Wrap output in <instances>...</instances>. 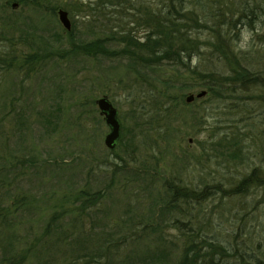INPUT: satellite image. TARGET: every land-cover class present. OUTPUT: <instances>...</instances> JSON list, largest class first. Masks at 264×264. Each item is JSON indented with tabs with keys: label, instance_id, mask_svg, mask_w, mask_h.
I'll return each mask as SVG.
<instances>
[{
	"label": "rangeland",
	"instance_id": "1",
	"mask_svg": "<svg viewBox=\"0 0 264 264\" xmlns=\"http://www.w3.org/2000/svg\"><path fill=\"white\" fill-rule=\"evenodd\" d=\"M21 1L12 0L7 9L9 15H20L22 31L15 33L13 46L9 48L12 69L0 72V117L3 118L0 149L6 156L10 152L13 160L17 155L25 163L19 165L20 176L13 180V190L6 195V187H3L1 195V211L11 214L0 229V240L13 238L16 264H67L71 249L64 243L65 239L61 240L56 228L65 234L66 231L74 232L72 235L83 231L85 235L95 236L115 233L120 224L124 225L135 215L146 218L150 215L149 207L156 200L159 204L163 198V181L184 175L196 177L198 171L204 169L203 163L208 164H204L205 173L212 170L211 163L202 153L203 145L209 149L207 144L213 137L218 138L220 134L230 137L233 130H239L246 146L257 148L260 145L257 134L264 128V105L250 103L251 114L248 111L241 113L245 103L236 108L219 106L217 101L204 100V97L186 102L189 94H197L202 88L183 92L184 102L187 105L193 103V106L181 104L179 107L186 110L177 121H172L169 144L153 145L148 136L150 131L144 135L134 126L132 92L142 79L127 66V60L116 57L108 60L82 51L71 54L72 47L64 37L67 30L58 18L59 9L68 12L75 35L87 39V43L106 38L108 30L102 29L105 21L100 16L104 5L103 12L111 20L107 22L109 28L129 30V34L142 40L146 27L139 22L134 25L132 15L137 8H144L143 2L26 0L29 4L26 5ZM35 2L41 4L36 12ZM145 3L154 9L170 6V0H144ZM186 5L191 6L190 3ZM231 11H235L234 7ZM35 24L39 26L38 31L33 30ZM25 31L29 37L33 34L47 36L46 32L60 33L64 44H52L45 56L40 54L44 59L31 62V55L37 54L22 40ZM206 34L208 32L203 33L201 41L211 39ZM239 36L240 39L234 41L238 48L247 50L258 46L257 37L250 31L244 30ZM204 61L202 56H197L193 65L214 63L213 60ZM157 72L158 75L150 77L156 83L158 79L180 76L187 70L165 61ZM171 95L181 96L178 90H172ZM102 96H107L117 108L122 123L121 138L113 149L105 145L109 128L96 104ZM203 105L208 106L210 114L196 122L190 111ZM21 111L26 117L24 129L20 128L16 118ZM215 120L219 129L213 132ZM142 161H146L147 166L153 165L151 172L155 177L152 183L141 185L129 177L125 180V175L121 174L138 168ZM120 167L125 170L118 171ZM243 172L241 168L236 176L241 178ZM247 200H251V196ZM242 202L236 198L228 200V205L239 209ZM156 213L150 215L153 229H157L156 223H159ZM158 229L136 250L154 252L161 248L157 239L159 232L171 239L176 231L166 226ZM175 241L181 247L182 241ZM122 249L125 255L129 251L126 245ZM2 255L0 246V259Z\"/></svg>",
	"mask_w": 264,
	"mask_h": 264
},
{
	"label": "trees",
	"instance_id": "2",
	"mask_svg": "<svg viewBox=\"0 0 264 264\" xmlns=\"http://www.w3.org/2000/svg\"><path fill=\"white\" fill-rule=\"evenodd\" d=\"M11 1L0 0L2 73L13 67L9 48L13 46L15 33L22 31L20 15L14 13L16 16H12L7 12ZM108 1L111 4L114 0ZM138 1L145 6L142 10L137 8L132 17L134 25L139 22L146 27L142 40L129 34V30L109 28L107 22L111 20L103 12L105 5L100 12L105 21L102 29L108 30L105 39L87 43V39L75 35V26L64 37L72 47L71 54L82 51L108 60L114 57L127 60V66L142 79L132 92L134 126L144 135L150 131L151 144L160 147L170 143L167 140L171 137L172 121H177L186 110L179 107L181 104L193 106L183 100L186 90L202 88L201 91L207 92L204 100L217 101L219 106L236 108L245 103L241 113H251L253 101L259 102L261 107L264 105V0H170L167 9H154L152 5L144 4V0ZM231 2L232 7L229 6ZM21 3L29 5L26 0ZM33 7L36 12L41 4L35 2ZM233 7L235 11L232 12ZM55 10L53 8L54 15ZM33 28L38 31V24ZM244 30L257 37L256 48L242 50L236 46L234 41L240 39ZM204 32H208L206 35L211 39L201 41ZM27 34L25 31L22 40L37 54L31 55V62L44 59L52 44H64L60 33L46 32L47 36L33 34L31 37ZM65 52L68 51L65 49ZM197 56L214 63L193 65ZM165 61L175 67L181 66L187 72L158 79L156 83L150 77L158 75L157 71ZM172 90L180 91L181 96H172ZM190 112L193 120L198 122L210 114V109L203 105ZM18 114L17 121L24 129L26 117L22 111ZM2 121L0 117L1 125ZM217 122L215 120L211 128L213 132L219 129ZM243 136L239 130H233L230 137L227 134L213 137L207 144L209 149L203 145L202 156L211 163V171L205 173L204 164L207 163H203L204 169L199 170L196 177L184 175L163 181V198L159 204L156 200L149 207V214L154 216L157 209L159 223L156 228L166 226L176 231L171 239L159 232L157 239L161 248L143 253L136 250L145 244L151 233L157 232L152 228L150 215L146 218L135 215L124 223L125 226L117 225L120 229L113 234L89 236L80 231L72 235L74 232L66 231V235L56 228L61 240L65 239L64 243L71 249L67 264H264V128L257 134L261 140L257 148L246 146ZM145 162L121 175H125V180L129 177L141 185H149L155 176L151 172L153 165L147 166ZM20 164L25 165L17 155L13 160L10 152L6 156L0 149V229L11 214L1 211L2 189L6 187V195L13 190V180L20 176ZM241 168L244 172L239 178L236 175ZM123 170V167L118 169ZM247 196H251V200H247ZM236 198L243 200L242 206L232 209L228 200ZM147 218L150 220L145 221ZM177 239L182 241L181 247L175 241ZM12 241V237L0 240L4 254L0 264L18 261ZM123 245L129 249L126 255L122 251Z\"/></svg>",
	"mask_w": 264,
	"mask_h": 264
},
{
	"label": "water",
	"instance_id": "3",
	"mask_svg": "<svg viewBox=\"0 0 264 264\" xmlns=\"http://www.w3.org/2000/svg\"><path fill=\"white\" fill-rule=\"evenodd\" d=\"M13 6H16V3H14ZM58 18L64 28L67 31H71L72 22L70 20L68 12L64 9H59ZM206 94L207 92L204 90L200 91L197 94H189L186 97V102L191 103L196 98H202L206 96ZM96 104L99 108L100 114L103 116L104 121L109 128V132L104 140L105 145L108 148L113 149L118 144L122 134V123L119 119L118 110L107 96H102L98 98Z\"/></svg>",
	"mask_w": 264,
	"mask_h": 264
}]
</instances>
